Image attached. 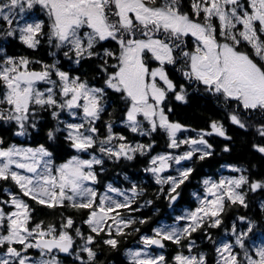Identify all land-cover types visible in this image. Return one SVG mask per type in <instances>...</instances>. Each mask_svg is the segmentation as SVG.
I'll return each instance as SVG.
<instances>
[{"label":"snow or ice","instance_id":"obj_1","mask_svg":"<svg viewBox=\"0 0 264 264\" xmlns=\"http://www.w3.org/2000/svg\"><path fill=\"white\" fill-rule=\"evenodd\" d=\"M34 9L46 21L21 24L24 14ZM0 20L8 26L0 34L18 35L30 49L38 48L46 37L49 46L63 50V56L76 65L98 61L96 69L102 77L97 86L62 70L58 60L49 64L26 57H0V126H14V136H28L29 129L39 131V117L46 112L57 121L47 139L55 142L57 134H63L76 153L57 165L44 144L23 146L0 137V184L10 182L15 189L0 186V264H63L60 254L74 257L77 264H96V247L103 244L116 249L118 237L127 235L124 230L137 223L121 212L138 210L132 208L141 194L136 186L131 196L111 184L101 193L95 187L99 183L95 166L103 165V156L133 160L137 154L147 155L155 141L147 145L128 142L126 136L113 132L110 122L105 125L108 134L100 138L97 122L110 107L109 92L123 102L121 123L131 133L150 137L159 131L168 137L169 148L189 145L180 155L152 157L153 166L145 169L155 175L157 184L169 185L172 202L193 169L178 168V175L161 177L171 167L169 162L180 165L197 153L203 160L212 155L205 136L231 137L223 124L212 121L211 131L178 140V133L189 129L169 119L170 98L186 104V85L196 91L202 86L205 93L223 102L229 121L240 129L247 130V119L253 116L264 119V0H3ZM32 64H39V70ZM170 66L180 72L184 83L171 78ZM62 113L77 122L61 119ZM256 132L264 138V124ZM253 149L264 155V146L254 144ZM203 184L206 195L199 206L177 217L186 225H162L153 230L154 235H142L143 247L127 251L131 264H168L163 254L149 251L163 249L165 241L178 246L173 264H208L205 253L193 254L192 233L205 223L219 227L226 201L247 208L246 193L240 191L245 185L253 192L264 188V181H250L244 174L218 181L204 179ZM110 192L123 200L114 199ZM29 200L47 208L86 210L88 234L71 216L59 224L34 222L35 209ZM239 220L246 229L238 231L233 224L234 241L217 245L216 264H264V241L246 243L255 223L247 217ZM30 250L38 255H31Z\"/></svg>","mask_w":264,"mask_h":264},{"label":"trees","instance_id":"obj_2","mask_svg":"<svg viewBox=\"0 0 264 264\" xmlns=\"http://www.w3.org/2000/svg\"><path fill=\"white\" fill-rule=\"evenodd\" d=\"M15 26L14 22L13 27ZM7 27L6 22H1L0 30H2V33L6 32ZM0 40L2 42L1 53L3 57H26L33 61H42L50 64L49 49L44 38L41 39V43L36 49L28 48L18 39V35L14 37L2 35ZM97 63L98 61L86 60L82 62L81 66L77 67V65L73 66L69 62H63L60 67L69 70L73 75H80L82 78L88 79L90 83H95L99 86L102 77L96 69ZM30 67L39 70L40 65L32 64ZM174 77L177 83H184L181 77ZM186 87L189 93L188 103L185 104L170 98L169 103L172 112L169 113V119L185 127L192 128L194 132L201 130L211 131L210 123L217 121L223 124L231 140L217 135L205 136L208 143L212 145V155L200 160L198 159L199 153H197L187 162V166L191 167L193 172L188 180L177 189L179 196L175 202L170 201L168 198L169 185L157 184L156 178L149 171H145V169L150 167V160L153 154L169 149L168 137L159 131L153 133L150 137L131 133L124 125H121L123 102L116 94L109 92L110 107L102 114L101 120L97 122L100 138L103 139L108 134L105 125L110 122L113 125V132L126 136L128 141H139L145 145L155 141V144L147 155L137 154L133 160L123 158L114 160L103 156V154L96 153L99 156H103L104 159L103 165L95 166L99 180L95 187L99 192H103L111 184L124 189H130L135 185L137 191L141 193L135 197V202L132 205L133 209H138L137 211L121 210L126 218L135 219L137 223L133 224L131 228L124 230L128 233L127 235L118 237L119 244L116 249L99 244L95 249L97 251L96 264H131L127 251L138 244L140 237L154 233L155 227L163 222L175 221L181 208H194L197 205L195 193L201 189L203 180L209 177H217L225 166L234 165L239 167L242 169L243 174L249 177L250 181H264V155L253 149L254 144L264 146V138L260 137L256 132V127L264 124V119L259 116H253L251 119H247L250 125L248 129H240L229 121V109L220 99L205 93L202 86L199 91L194 90L192 86L186 85ZM39 119V131L29 129L30 135L18 137L13 135V132L16 131L14 126H0V137H3L8 143H16L23 146L36 147L44 144L53 152V159L57 165L64 162L71 155L76 154L69 143L64 140L63 134H57L55 142L47 139V132L54 130L57 125L56 120L46 112L42 113ZM61 119H63L62 115ZM225 147L229 151H224ZM0 186H7L15 190L10 182L6 185L0 184ZM241 191L246 193L247 208L239 203L230 205L226 201L224 211L220 216L222 223L219 227H209L205 223L204 227L192 233L191 239L195 241L196 245L193 248V253H205L208 264H216L217 253L215 249L221 241H225V237L232 238L231 229L233 224H235L236 228L241 224L239 217H247L249 221L255 223L253 232L249 234V240L246 243H249L252 238L264 241V209L261 208V204L264 203V188L253 192L248 185H245L241 188ZM149 201L151 203H148ZM29 203L35 209L33 213L34 222L43 221L45 224H59L62 218L71 216L76 222V226L80 227L85 234H88V226L84 223L87 219L86 210L47 208L30 200ZM141 219L146 220L147 223H139ZM135 228H139L140 231H133ZM101 237L107 238L103 233H101ZM208 237H211V240ZM213 241L216 243H213ZM183 243L186 244L187 241ZM165 245V258L170 264L173 262L172 257L176 254L178 246L170 241H165ZM180 250L187 254L186 248H181ZM30 253L38 254L35 250H30ZM59 258L63 261V264H77L73 257L64 258L60 255Z\"/></svg>","mask_w":264,"mask_h":264},{"label":"rangeland","instance_id":"obj_3","mask_svg":"<svg viewBox=\"0 0 264 264\" xmlns=\"http://www.w3.org/2000/svg\"><path fill=\"white\" fill-rule=\"evenodd\" d=\"M3 2V1H2ZM32 13V15H33V19L32 20H29L30 19V14ZM37 15L39 16L40 15V13H34V10H32V11H30V12H26L25 14H24V20H21L20 21V23L21 24H23L24 22H25V20H27L28 22H33V21H36V20H39V19H36V17H37ZM3 20H0V27H1V22H2ZM62 68V67H61ZM62 70H64V71H67V70H65V69H63L62 68ZM69 72V71H68ZM62 118L63 119H65V120H69V122H77V121H72L71 120V118L70 117H68L67 116V114L66 113H62ZM121 125H123V124H121ZM147 126V125H146ZM187 128V127H186ZM188 129V128H187ZM115 134H117V133H115ZM198 135H199V133H198ZM198 135L197 136H195V133L192 135L191 134V131L190 130H188V131H182V132H180V133H178V140H181V139H184V138H198ZM205 138V137H204ZM206 139V138H205ZM128 142H131V143H141V142H137V141H128ZM113 143L114 144H116V143H119L118 141H113ZM170 149V148H169ZM167 150V151H163V152H160V153H156V154H153L152 155V157H154V156H156V155H163V154H172V155H180V154H182V153H184V152H186V151H188L189 150V145H184V144H182L179 148H177V149H172L171 148V150ZM151 157V158H152ZM84 158H88L87 157V155H84ZM189 160H187V161H182L181 162V164L180 165H176L174 162H172V161H170L169 163L171 164V167L169 168V169H167V170H165L163 173H161L160 175H161V177H167V176H169V175H172V176H176V175H178V173H177V169L178 168H187L188 166H187V162H188ZM153 165H151L150 164V167H152ZM236 168H238V169H240L239 167H237V166H234V165H231V166H225V168H224V170L221 172V174H219L217 177H209L210 179H212V180H214V181H218L219 179H221V178H231V177H238L239 175H241V174H243V171H242V173L241 172H237V171H234L233 169H236ZM242 170V169H241ZM151 173V172H150ZM154 177H155V175L153 174V173H151ZM209 178H206V179H209ZM167 184H164V186H166ZM114 188H117V189H119V190H121V191H124L127 195H129V196H131L132 195V193H131V188L130 189H128V188H119V187H117V186H114V185H112ZM104 191H106V189L104 190ZM103 191V192H104ZM240 191H241V189H240ZM103 192H101V193H103ZM196 194V202H197V205L194 207V208H190V207H186V208H181V210H180V213L177 215V217H181V216H184V215H186V213L187 212H189V211H194L198 206H199V203H200V198H203L205 195H206V187H205V185L202 183V186H201V189L198 191V192H196L195 193ZM109 195L110 196H112L114 199H118V200H123V197H121V196H119L117 193H112V192H110L109 193ZM209 199H211V197H208ZM122 212V211H121ZM123 213V212H122ZM126 218V217H125ZM109 223H111V221H109ZM186 223H187V221H185V220H177V218L175 219V221H173V222H163V223H161V224H159L157 227H155V229L156 228H158V227H161L162 225H169V226H176V227H180V228H183L185 225H186ZM246 227H247V225L246 224H244V223H242L241 222V224L236 228L238 231H240V230H243V229H246ZM146 235H148V236H152V235H154V233H152V234H146ZM225 239V241H228V242H233L234 241V237H232V238H224ZM252 241H255L256 243H260V242H262L261 240H258V239H256V238H252L250 241H249V243H251ZM143 247V245L140 243V241L138 242V244L135 246V247H133V248H130V249H132V250H136V249H139V248H142ZM149 251L152 253V254H154V255H157V254H163L164 256H165V250L164 249H162V250H158V249H154V248H151V249H149ZM237 251H239V249H237ZM193 254H197V253H193ZM31 255H33V256H36L35 254H33V253H31ZM38 255V254H37ZM74 258V257H73ZM170 264H173V262H171Z\"/></svg>","mask_w":264,"mask_h":264},{"label":"flooded vegetation","instance_id":"obj_4","mask_svg":"<svg viewBox=\"0 0 264 264\" xmlns=\"http://www.w3.org/2000/svg\"><path fill=\"white\" fill-rule=\"evenodd\" d=\"M3 0H0V2H2ZM34 13H40V15L38 16L37 15V19H41V18H43L45 21H46V17H44L43 16V13L42 12H39V11H37V10H35L34 9ZM2 23H3V21H2ZM0 33H2V30H0ZM2 37V34H0V38ZM45 39V43L48 45V43H47V40H46V37L44 38ZM1 44H2V42H1V40H0V57H3V55H2V53H1ZM113 47H114V45H113ZM48 49H49V59H50V63H52L54 60H58L59 61V66L63 63V62H69L71 65H76V64H74L73 62H71V61H69V60H67L64 56H63V50H56L55 48H53V47H51V46H49L48 45ZM52 53H55V56H53L52 55ZM83 62V61H82ZM82 62H81V64L80 65H77V67H79V66H81L82 65ZM177 67H179V66H177ZM65 70H67V69H65ZM67 71H69V70H67ZM70 72V71H69ZM71 73V72H70ZM169 73H170V76H171V78H175L174 76H179V77H181V75H180V72L179 71H177L175 68H172L171 66L169 67ZM72 74V73H71ZM73 75V74H72ZM182 78V77H181ZM183 79V78H182ZM174 80H176V79H174ZM188 128V127H187ZM191 132H192V128H188Z\"/></svg>","mask_w":264,"mask_h":264},{"label":"water","instance_id":"obj_5","mask_svg":"<svg viewBox=\"0 0 264 264\" xmlns=\"http://www.w3.org/2000/svg\"><path fill=\"white\" fill-rule=\"evenodd\" d=\"M165 243V242H164ZM153 248H155V247H153ZM165 248V247H164ZM155 249H160V248H155ZM61 256H63V257H68V256H66V255H64V254H60Z\"/></svg>","mask_w":264,"mask_h":264}]
</instances>
